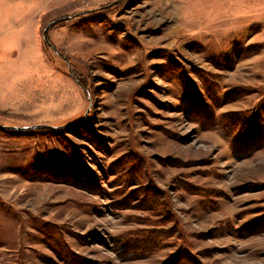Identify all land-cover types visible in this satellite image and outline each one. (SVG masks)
I'll return each instance as SVG.
<instances>
[{
  "label": "rangeland",
  "instance_id": "rangeland-1",
  "mask_svg": "<svg viewBox=\"0 0 264 264\" xmlns=\"http://www.w3.org/2000/svg\"><path fill=\"white\" fill-rule=\"evenodd\" d=\"M0 125V264H264V0H0Z\"/></svg>",
  "mask_w": 264,
  "mask_h": 264
},
{
  "label": "water",
  "instance_id": "water-1",
  "mask_svg": "<svg viewBox=\"0 0 264 264\" xmlns=\"http://www.w3.org/2000/svg\"><path fill=\"white\" fill-rule=\"evenodd\" d=\"M117 2V1H115ZM72 16H66V17H62L59 20H67L70 19ZM52 23H49L45 26V28L43 29L42 32V39L43 41L57 54L61 55V52L55 48V46L53 44L50 43L49 39H48V35H47V31L49 29V27L51 26ZM3 126V125H0ZM5 128H10L13 130H27V129H32V128H37V127H47V128H57V126L54 125H47V124H37V125H22V126H3Z\"/></svg>",
  "mask_w": 264,
  "mask_h": 264
},
{
  "label": "trees",
  "instance_id": "trees-1",
  "mask_svg": "<svg viewBox=\"0 0 264 264\" xmlns=\"http://www.w3.org/2000/svg\"><path fill=\"white\" fill-rule=\"evenodd\" d=\"M47 129V128H45ZM176 260V261H175ZM173 261V260H172ZM69 262V261H68ZM67 264H70L68 263ZM173 264H197L195 262H193V260L191 259V257H189L188 255L184 254L183 256L181 255V253H178L175 257H174V261L172 262Z\"/></svg>",
  "mask_w": 264,
  "mask_h": 264
}]
</instances>
